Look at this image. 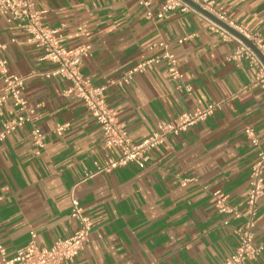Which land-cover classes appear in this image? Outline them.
<instances>
[{"label":"crops","instance_id":"obj_1","mask_svg":"<svg viewBox=\"0 0 264 264\" xmlns=\"http://www.w3.org/2000/svg\"><path fill=\"white\" fill-rule=\"evenodd\" d=\"M138 1L34 0L45 11L44 23L60 27L64 46L91 44L82 74L105 87L107 103L133 141L183 111L212 102H221L220 108L167 136L144 168L129 163L93 173L94 163L105 157L99 125L81 99L64 93L66 80L44 76L53 65L0 13L3 56L11 72L25 77L23 96L34 109L30 122L0 140V244L7 258L31 231L38 246L72 234L77 222L70 217L71 196L94 225L83 251L63 264H221L234 251L232 227L241 220L217 212L210 191H222L244 210L256 153L244 129L252 128L264 146V88L251 86L254 68L228 60L233 44L211 32L202 15L174 10L159 19L164 0H145L148 7ZM216 2L236 22L264 35V0ZM156 41L169 43L182 77L170 80L160 62L118 84L128 68L161 51L150 48ZM16 114L11 101L0 105V130ZM57 124H68L62 136L52 132ZM32 125L47 133L42 149L30 140ZM184 178L194 180L182 185ZM253 233L255 244L264 240V196ZM250 264H264V252Z\"/></svg>","mask_w":264,"mask_h":264},{"label":"built area","instance_id":"obj_2","mask_svg":"<svg viewBox=\"0 0 264 264\" xmlns=\"http://www.w3.org/2000/svg\"><path fill=\"white\" fill-rule=\"evenodd\" d=\"M188 1L164 0L156 17L160 19L167 12L174 10L196 12L202 15L211 32L221 40L233 44L228 60L244 61L254 68L255 74L251 86L264 88V63L257 54L258 52L264 58V35L253 32L244 24L236 22L216 0ZM138 2L145 7L149 6L148 1L139 0ZM192 4L211 15L213 19ZM0 13L7 16L10 22L20 26L26 33V40L42 50V59L53 65L44 76L66 80L68 85L64 93L74 94L81 99L85 109L99 125L105 157L103 163H94L93 173L108 172L129 163L135 164L138 168H144L149 161L150 152L161 145L167 136L178 135L189 126L207 119L221 106V102H212L203 108L183 111L173 120L158 121L155 129L148 136L135 142L130 138L125 126L118 121L116 111L107 103L104 97L105 87L94 85L82 74V61L89 55L91 44L64 46L61 42L60 27H50L44 23L45 11L37 9L34 0H0ZM146 16L152 17L150 11L146 12ZM190 36H183L177 39V42L181 43ZM153 47H158L161 51L128 68L117 81L118 84H128L134 74L144 73L160 62L165 63L167 76L170 80L176 82L182 77L178 70L177 59L169 50V43L156 41L150 46V48ZM5 48V44L0 42V83L2 85L0 105L11 101L17 114L2 121L0 140L30 122L34 112L23 96L25 77L9 70L8 61L3 56ZM177 88L190 90L188 86L183 87L181 84H177ZM67 125L57 124L52 132L56 136H62ZM244 134L248 142L256 148L255 159L249 169L244 210L240 211L236 206L230 204L228 195L222 191L217 189L210 191V202L217 212L241 220L238 225L232 227L237 237V245L221 264H250L264 252V240L258 244L253 241L258 202L264 196V146H261L252 128L246 127ZM30 140L33 145L42 149L47 142V133L38 126L32 125ZM192 180L194 178H184L181 180V184L185 185ZM70 217L77 222L72 234L64 238H57L48 246L37 245L34 231L30 232L28 242L16 249L12 258L6 257L5 248L0 244V264H63L65 261L72 260L83 251L94 223L90 217L83 213L81 205L74 196H71ZM224 224H227V221Z\"/></svg>","mask_w":264,"mask_h":264},{"label":"water","instance_id":"obj_3","mask_svg":"<svg viewBox=\"0 0 264 264\" xmlns=\"http://www.w3.org/2000/svg\"><path fill=\"white\" fill-rule=\"evenodd\" d=\"M186 1H188V0H186ZM189 2V1H188ZM193 5V4H192ZM194 7H196L198 10H200L202 13H204L205 15H207V16H209V17H211L212 19H213V17L211 16V15H209L208 13H206L205 11H203V10H201L200 8H198L197 6H195V5H193ZM257 52V51H256ZM257 54L259 55V57H260V59H261V61H262V63H264V58H262V56L257 52Z\"/></svg>","mask_w":264,"mask_h":264}]
</instances>
